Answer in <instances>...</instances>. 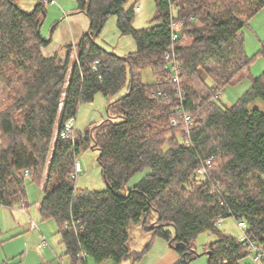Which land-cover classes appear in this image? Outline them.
Segmentation results:
<instances>
[{
	"label": "trees",
	"instance_id": "1",
	"mask_svg": "<svg viewBox=\"0 0 264 264\" xmlns=\"http://www.w3.org/2000/svg\"><path fill=\"white\" fill-rule=\"evenodd\" d=\"M20 1L0 0V206L26 208L25 181L41 186L38 211L56 221L71 264L139 261L150 243L129 250L131 225L164 239L181 257L176 264L195 258L194 240L203 232L217 236L207 246V264H238L247 257L243 243L218 230L230 217L245 222L247 238L264 250V113L248 107L256 99L264 103V71L249 76L240 36L264 0H154L156 23L142 29L133 27L127 0H75L89 26L65 46L63 60L42 53L50 42L39 29L45 0L31 11ZM170 8L179 24L175 61L164 58ZM110 16L119 34L133 39L134 52L118 56L96 42ZM259 53L264 57V42ZM146 69L151 83L142 80ZM246 78L251 85L233 105L217 103L218 93ZM125 86L107 104V119L82 137L60 136L80 104ZM81 145L98 150L104 190L75 187ZM207 160L201 177L196 170Z\"/></svg>",
	"mask_w": 264,
	"mask_h": 264
},
{
	"label": "rangeland",
	"instance_id": "2",
	"mask_svg": "<svg viewBox=\"0 0 264 264\" xmlns=\"http://www.w3.org/2000/svg\"><path fill=\"white\" fill-rule=\"evenodd\" d=\"M39 0H21L20 6L25 11H31ZM56 6L45 7V18L41 26V35L49 39L52 28L65 14L75 11V0H55ZM133 6L134 18L133 27L142 29L154 25L156 15L154 0H127L125 7ZM175 14L174 11H172ZM59 15L58 17L56 16ZM56 30V29H55ZM243 42L244 53L251 60L249 65V76L256 78L264 71V57L259 53L264 42V8L260 9L248 21L240 32ZM189 39H184L186 43ZM104 50L112 52L118 56H123L135 51V44L130 36H121L116 28L115 17L110 16L96 41ZM76 55L71 56V60ZM62 58L61 60H63ZM142 80L151 83L153 77L150 70L146 69L142 73ZM251 79L246 78L237 85L227 86L217 95V103L223 107L233 105L250 87ZM126 86L110 98L102 94H95L91 102L80 104L75 116L76 138L82 137L91 125H96L107 119V104L123 96ZM2 95L0 93V100ZM249 108H257L264 113V103L260 99L249 104ZM98 150L91 146L81 145L76 157V161L81 165L82 171L77 175L75 187L87 190H104L106 185L102 177V169L98 163ZM148 169L135 173L123 186L121 192L126 194L128 189L141 180ZM26 201L25 209L18 207L9 209L0 206V262L10 264H71L68 256L65 255L63 245L57 233V223L51 218L43 219L38 211V202L42 197L41 186L30 179L25 181ZM155 220V214L151 213L149 221ZM171 230V229H170ZM218 230L236 239H240L241 232L237 228L236 221L230 217L222 220L218 225ZM129 240L127 247L129 250L140 252L150 243L148 250L141 259L136 262L125 261L122 264H159L167 261L166 251H172L177 256L180 255L171 248L168 243L159 237H153L149 232L144 231L141 225H131L128 228ZM217 240V236L210 232H203L197 235L194 240L193 252L196 257L189 264H207V246ZM170 253V252H169ZM181 259V257H180ZM247 262L250 258L246 259ZM88 264H94L88 260ZM102 264H106L103 262ZM107 264H112L108 262Z\"/></svg>",
	"mask_w": 264,
	"mask_h": 264
},
{
	"label": "built area",
	"instance_id": "3",
	"mask_svg": "<svg viewBox=\"0 0 264 264\" xmlns=\"http://www.w3.org/2000/svg\"><path fill=\"white\" fill-rule=\"evenodd\" d=\"M167 1L169 3L172 2V0H167ZM45 2L50 4V5L56 4L55 0H45ZM172 16H173V12H172V9L170 8V21H169L170 44L168 46L167 51L164 54V58L167 60L172 59V61H175V59L177 58L175 55V45H176L177 41L179 40V30H178L179 24L173 19ZM97 64H98V61H94L92 63V68L95 69ZM171 70L175 72V75L173 77V81L176 82L177 81V74H176L177 67L174 63H173V66L171 67ZM172 124L175 125V122H173ZM74 131H75L74 119H69L68 121H66L64 128L60 132V136L62 138L72 137ZM209 164H210V161H208V160L201 163V165L196 170V173L201 177H206V170H207V166ZM81 171H82L81 165L79 164V162L76 161L74 163V171H73L72 177H76ZM24 173L26 174L27 171H25ZM211 189L213 192H217L220 190V187H219L218 183L212 182L211 183ZM19 208L24 209V207L22 205L19 206ZM236 225H237V228L241 232V237H240L239 241L241 243H243V246L245 247L246 252H247L246 259L250 258V261L248 263L249 264H264V250L257 243H255L254 241L247 238V236H246L247 225L245 224V222H243L241 220L236 221ZM246 259L239 261L238 264H244V260L246 261Z\"/></svg>",
	"mask_w": 264,
	"mask_h": 264
},
{
	"label": "crops",
	"instance_id": "4",
	"mask_svg": "<svg viewBox=\"0 0 264 264\" xmlns=\"http://www.w3.org/2000/svg\"><path fill=\"white\" fill-rule=\"evenodd\" d=\"M50 6L56 5L54 4ZM56 16L58 17L59 15L56 14ZM88 26L89 20L85 14L77 11H74L71 14H65L52 28L53 35L49 38V44L42 49V53L46 56H52L57 53L59 59L64 58L67 52L65 46H74L81 35L87 31ZM73 54H75L74 47L71 52V56ZM166 252V255H168L167 261L159 264H176L180 261V257L175 253H172V251ZM108 262L109 261H106L105 263L107 264Z\"/></svg>",
	"mask_w": 264,
	"mask_h": 264
},
{
	"label": "water",
	"instance_id": "5",
	"mask_svg": "<svg viewBox=\"0 0 264 264\" xmlns=\"http://www.w3.org/2000/svg\"><path fill=\"white\" fill-rule=\"evenodd\" d=\"M44 16H45V14H44ZM43 22V21H42ZM42 22H40V24H39V29L41 28V26H42ZM206 255H207V260H208V258H209V256H210V253L209 252H206ZM195 257H196V255H195Z\"/></svg>",
	"mask_w": 264,
	"mask_h": 264
}]
</instances>
